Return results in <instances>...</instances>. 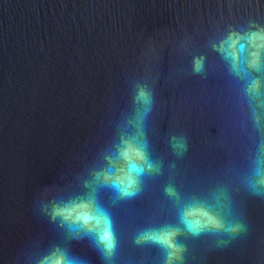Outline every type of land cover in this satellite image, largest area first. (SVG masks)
I'll return each instance as SVG.
<instances>
[{
  "label": "water",
  "instance_id": "1",
  "mask_svg": "<svg viewBox=\"0 0 264 264\" xmlns=\"http://www.w3.org/2000/svg\"><path fill=\"white\" fill-rule=\"evenodd\" d=\"M249 19L264 23V0H0V264H35L33 238L53 236L33 215L35 193L79 182L135 115L138 85L153 93L145 132L165 175L121 220L150 214L170 177L185 191L224 190L248 232L222 249L189 240L187 264H264V198L247 188L264 131L207 47L218 29ZM199 54L203 75L191 72ZM173 136L188 145L179 159ZM75 250L100 264L86 245Z\"/></svg>",
  "mask_w": 264,
  "mask_h": 264
},
{
  "label": "clouds",
  "instance_id": "2",
  "mask_svg": "<svg viewBox=\"0 0 264 264\" xmlns=\"http://www.w3.org/2000/svg\"><path fill=\"white\" fill-rule=\"evenodd\" d=\"M207 47L227 74L240 82L241 111L250 112L255 126L264 131V23L249 19L246 24H229L214 32ZM206 61L204 54L193 55L191 72L205 74ZM133 102L138 105L135 115L109 137L101 154L84 167L78 183L45 185L35 193L33 215L53 234L47 242L42 236L33 238L39 250L35 264H92L75 250L81 244L96 254L100 264H187L189 240L210 237L211 246L222 249L248 232L226 191L211 196L205 190L185 191L171 177L162 186L163 200L156 201L150 214L139 222L133 219L130 227L121 220L119 213L142 200L165 175L145 132L152 91L138 85ZM170 146L178 159L188 148L183 136H173ZM252 165L254 176L247 188L264 198V143ZM26 264H32L31 258Z\"/></svg>",
  "mask_w": 264,
  "mask_h": 264
}]
</instances>
